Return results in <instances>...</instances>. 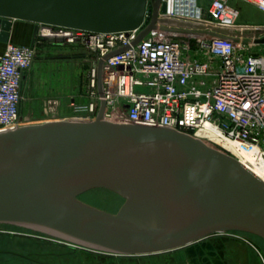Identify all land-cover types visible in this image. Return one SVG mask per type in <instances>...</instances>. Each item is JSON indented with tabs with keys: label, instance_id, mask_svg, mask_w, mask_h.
Instances as JSON below:
<instances>
[{
	"label": "water",
	"instance_id": "95a60500",
	"mask_svg": "<svg viewBox=\"0 0 264 264\" xmlns=\"http://www.w3.org/2000/svg\"><path fill=\"white\" fill-rule=\"evenodd\" d=\"M149 7L148 11L147 8ZM161 0H0V40L13 20L98 32L142 27L132 45L169 25ZM208 34L264 43V29ZM263 34V35H262ZM99 61L98 88L102 94ZM102 100L93 120L59 119L0 130V223L116 255L175 250L215 233L264 240V181L237 157L176 128L112 122ZM105 189L115 212L81 196Z\"/></svg>",
	"mask_w": 264,
	"mask_h": 264
},
{
	"label": "built area",
	"instance_id": "2783aa9c",
	"mask_svg": "<svg viewBox=\"0 0 264 264\" xmlns=\"http://www.w3.org/2000/svg\"><path fill=\"white\" fill-rule=\"evenodd\" d=\"M244 1L264 13V0ZM163 4L160 18L204 27L169 25L132 45L142 27L98 32L39 23L32 44L7 42L0 54V130L26 124L22 88L37 42L62 40L94 54L87 101H72V114L64 119L93 120L104 100L108 121L176 128L209 144L219 145L217 138L238 141L253 151L245 166L264 181V43L206 33L213 28L264 29V20L241 22L232 0H161ZM121 48L103 62L101 94L99 61ZM46 111L56 115L55 108Z\"/></svg>",
	"mask_w": 264,
	"mask_h": 264
},
{
	"label": "rangeland",
	"instance_id": "374dc122",
	"mask_svg": "<svg viewBox=\"0 0 264 264\" xmlns=\"http://www.w3.org/2000/svg\"><path fill=\"white\" fill-rule=\"evenodd\" d=\"M232 1L241 11V22L263 21L262 13L251 3ZM93 55L82 45L62 40L45 38L37 42L34 62L23 83L21 116H28L24 123L64 119L72 114V101L85 103ZM49 107L55 108V117L51 113L40 114V111ZM210 145L229 152L219 145ZM81 198L111 212L117 211L122 204L120 198L105 189L89 191ZM192 247L187 249L192 264H264V240L254 235L215 233L193 243ZM172 256L173 253H161L113 259L112 256L50 234L0 223V262L24 260L34 264H161L173 261Z\"/></svg>",
	"mask_w": 264,
	"mask_h": 264
},
{
	"label": "crops",
	"instance_id": "0c3cea01",
	"mask_svg": "<svg viewBox=\"0 0 264 264\" xmlns=\"http://www.w3.org/2000/svg\"><path fill=\"white\" fill-rule=\"evenodd\" d=\"M257 10H259V9H257ZM261 13L263 15V20H264V13L263 12H261ZM36 25L37 24L34 22L23 21V20H13L9 40L7 42L11 41L13 43L20 44V45L32 44L34 42L36 34H37V33L34 34ZM7 42L0 40V54L3 52ZM25 78H26V76H25ZM25 78H24V81H25ZM22 90H23V88H22ZM46 113H47L46 110L40 111L41 115H45ZM23 118L26 119V118H28V116L23 117ZM192 246H193V244H190V245H187V246L175 249V250L161 252V253H173V255H174V257L172 256L173 261H171V262H165L164 261L165 263H161V264H192V260L190 259L189 255L187 253L189 249L193 248ZM93 251H97V250H93ZM97 252L102 253L104 255L112 256V258L114 257L113 259H118L122 256H129V257L138 256V257H141V256H150V255L153 256V255L161 254V253H156V254H149V255H116V254H109V253L101 252V251H97ZM0 264H34V263H31L29 261H24V260H11V261H4V262L2 261V262H0ZM148 264H154V263L149 262Z\"/></svg>",
	"mask_w": 264,
	"mask_h": 264
},
{
	"label": "bare ground",
	"instance_id": "6f19581e",
	"mask_svg": "<svg viewBox=\"0 0 264 264\" xmlns=\"http://www.w3.org/2000/svg\"><path fill=\"white\" fill-rule=\"evenodd\" d=\"M217 142L223 149L237 157L244 165L248 164V161L253 157V151L241 147L238 141L217 138Z\"/></svg>",
	"mask_w": 264,
	"mask_h": 264
},
{
	"label": "flooded vegetation",
	"instance_id": "af4514ba",
	"mask_svg": "<svg viewBox=\"0 0 264 264\" xmlns=\"http://www.w3.org/2000/svg\"><path fill=\"white\" fill-rule=\"evenodd\" d=\"M229 233H234V232H229ZM238 233H241V232H238ZM243 234H245V233H243ZM246 235H250V234H246ZM262 257H264L263 253H262Z\"/></svg>",
	"mask_w": 264,
	"mask_h": 264
}]
</instances>
